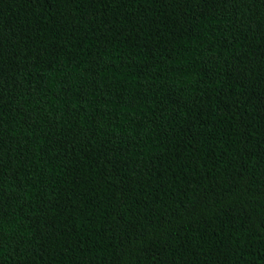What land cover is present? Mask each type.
I'll list each match as a JSON object with an SVG mask.
<instances>
[{"label":"trees","instance_id":"1","mask_svg":"<svg viewBox=\"0 0 264 264\" xmlns=\"http://www.w3.org/2000/svg\"><path fill=\"white\" fill-rule=\"evenodd\" d=\"M0 264H264V0H0Z\"/></svg>","mask_w":264,"mask_h":264}]
</instances>
